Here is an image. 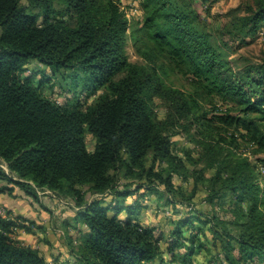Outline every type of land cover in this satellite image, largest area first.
Segmentation results:
<instances>
[{
  "label": "trees",
  "instance_id": "1",
  "mask_svg": "<svg viewBox=\"0 0 264 264\" xmlns=\"http://www.w3.org/2000/svg\"><path fill=\"white\" fill-rule=\"evenodd\" d=\"M20 1L0 0V159L18 178L0 168V180L7 183L0 184V194H10L17 186L36 197L31 182L51 190L67 186L72 191L76 185H89L103 194L115 187V171L120 167L131 173L141 167L150 184L158 179L170 187L172 175L180 174L183 163L171 157L150 102L153 97L168 100L183 112L191 106L181 92L167 88L154 70L128 62L126 21L117 5L111 0H61L73 21L68 23L52 16V0H30L41 8L40 20ZM262 21L264 0L247 17L246 25L255 31ZM170 22L179 34L186 28V23L180 26L179 18L171 16ZM184 30L180 39L185 51L206 58L204 71L210 73L216 67L213 54L204 52L201 42L192 44L197 35L187 34L191 28ZM32 61L49 69L43 79L60 77L69 82L63 86L64 103L44 97L42 82L24 76ZM78 87L83 99L76 94ZM92 95L96 98L88 102ZM192 107H198L197 103ZM86 133L96 138L92 152L85 145ZM149 152L154 155L152 162H167V178L162 179L153 164L144 169ZM258 176L248 158L223 162L213 180L222 179L230 192L228 206L238 234L219 229V219L186 216L174 226L167 250L172 260L190 264L201 252L216 251L211 258L214 264H244L254 259L264 264V191ZM138 190H131V195L136 194L131 205L124 204L122 197L119 202L98 198L83 205L77 215L88 234L79 246L76 264H163L152 230L139 219L143 204ZM17 226L14 218L0 215V264H51L37 249L12 239ZM179 245L185 252L174 251Z\"/></svg>",
  "mask_w": 264,
  "mask_h": 264
},
{
  "label": "rangeland",
  "instance_id": "2",
  "mask_svg": "<svg viewBox=\"0 0 264 264\" xmlns=\"http://www.w3.org/2000/svg\"><path fill=\"white\" fill-rule=\"evenodd\" d=\"M111 1L126 21L124 48L128 62L154 70L167 88L181 92L191 106L189 112H183L178 109L179 105H172L168 100L153 97L150 102L171 157L183 163L180 174L172 175L168 187L158 179H152L154 183L150 184L141 167L133 173L120 167L115 171V187L103 194L95 193L89 185H76L72 191L67 186L51 190L35 187L31 182L36 197L25 194L17 186L10 194H0V215L16 220L18 226L11 233L15 242L32 248L41 244L37 250L51 264H76L79 246L88 231L83 233L80 229L81 236L75 238V234H70L71 230L74 232L81 227L77 213L83 210V205L98 198L105 202H119L121 197L124 204L131 205L136 195H131V190L139 189L143 204L140 221L152 230L163 264H181L167 253L173 242L174 226L181 218L190 215L209 220L216 218L222 222L219 229L225 227L234 235L239 232L232 224L228 206L230 192L223 187L222 179L213 180L223 162L237 157L248 158L258 170V182L264 191V21L255 31H250L246 25L247 17L255 12L260 0ZM52 2L55 10L52 16L73 23L68 19L63 2ZM20 3L28 12L36 14L38 20L41 19L42 10L38 5L30 0H21ZM171 16L179 18L180 26L186 23L184 29L191 28L187 34L196 33V41L192 44L201 42L204 45L202 50L209 52L210 56L213 54L216 67L210 73L204 71L202 62H206V58L195 54L190 56L188 50L185 51L187 48L180 38L186 30L183 29L181 35L177 33L170 22ZM27 69L24 76H34L37 83L42 82L39 87L44 97L59 104L65 102L67 95L63 86L68 81L60 77L43 79L50 71L37 61H32ZM122 76V73L118 74L115 79ZM76 94L84 98L80 87ZM95 98L92 95L88 102ZM192 100L198 107H192ZM95 143L96 138L86 133L88 151H93ZM153 158L152 152L146 155L144 169L153 164L155 172L160 173L162 179L167 178L170 172L167 162H152ZM0 168L13 179H18L2 159ZM222 176L224 178V174ZM0 184L7 183L0 180ZM149 185L154 189L150 191ZM125 193L128 195L123 196ZM174 251L183 253L185 247L179 245ZM216 254V251L211 255L201 252L190 264H214L211 258ZM60 256L64 259L60 260ZM244 264L261 262L254 259Z\"/></svg>",
  "mask_w": 264,
  "mask_h": 264
},
{
  "label": "crops",
  "instance_id": "3",
  "mask_svg": "<svg viewBox=\"0 0 264 264\" xmlns=\"http://www.w3.org/2000/svg\"><path fill=\"white\" fill-rule=\"evenodd\" d=\"M139 219H140V216H139ZM79 225H81V227L79 226V228L77 229V230H74V232H73V230H71L70 228V230H71V234L70 235H74L75 234V236H73V238H75V237H80L81 236V232H78L80 229V231H82L83 233H86L85 231H88L87 230V228L79 221V223H78ZM74 229V228H73ZM77 235V236H76ZM39 246H41V244H38L37 245V248H39ZM35 249H37L36 247H34ZM39 250V249H38ZM49 251H52V250H49ZM39 253L40 254H42L40 251H39ZM50 255H52L53 256V254H52V252H51V254ZM55 255V254H54ZM54 257V256H53ZM61 257V259L60 260H63L64 258L62 257V256H60ZM51 259V258H50ZM49 259V260H50ZM66 259H70V257H67ZM52 260V259H51Z\"/></svg>",
  "mask_w": 264,
  "mask_h": 264
}]
</instances>
